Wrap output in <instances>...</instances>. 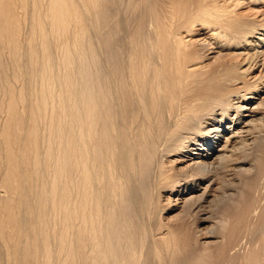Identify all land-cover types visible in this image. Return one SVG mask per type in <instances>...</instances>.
<instances>
[{
  "label": "bare ground",
  "instance_id": "1",
  "mask_svg": "<svg viewBox=\"0 0 264 264\" xmlns=\"http://www.w3.org/2000/svg\"><path fill=\"white\" fill-rule=\"evenodd\" d=\"M263 3L0 0V264H264Z\"/></svg>",
  "mask_w": 264,
  "mask_h": 264
},
{
  "label": "rangeland",
  "instance_id": "2",
  "mask_svg": "<svg viewBox=\"0 0 264 264\" xmlns=\"http://www.w3.org/2000/svg\"><path fill=\"white\" fill-rule=\"evenodd\" d=\"M248 8L253 9L254 10L253 13H257L256 15H259V16L264 15V3L261 6L249 5V6L244 8L246 10V12H248ZM249 77H250L251 81H257V80H261L262 81V80H264L263 79V77H264V67H259V68L257 67V69ZM251 78H255V79H251ZM261 94H262V98L264 99V93H261ZM263 99L262 100L261 99L257 100V103H260L261 101H263ZM249 104H253V103L249 102ZM242 105H246V104H242ZM249 107H251V106H249ZM252 107H254V105ZM249 119L250 118L244 119L243 117H241V120H247L248 121ZM212 128H214L213 125L209 126V129H212ZM214 133L218 134L216 132H214ZM228 134H229V131H227V132L226 131L219 132V135L225 136V137ZM222 138L223 137H221V141H219V143L217 144L216 149L218 148V145H222V144L225 143V141H224L225 139H222ZM184 187L185 186H183V189H184ZM215 187H218V186H215ZM179 198L180 197L174 196L173 200L177 201V202H173L170 205H168L166 203V201H164V204H167V205L164 208L165 211L162 212L161 216H160V219L162 218L163 222L166 223L168 227H171L175 231H177L178 228L184 227L186 219H187V211H186V209H184V202L178 201L177 199H179ZM203 217H206V216H203ZM144 220L147 221V222L148 221H156L155 217L154 218L153 217L152 218L146 217ZM195 222H196L195 226H198L201 229L208 230L209 227H210L206 223H199L198 221H195ZM225 222H227V219H226ZM194 228L195 227H193L191 229V231L187 234V239L188 240L195 241V235H194V232H193ZM182 235L183 234H179V233L174 234V236H176L178 238H181L180 236H182ZM182 239H184V238H182ZM219 241H220V239H219Z\"/></svg>",
  "mask_w": 264,
  "mask_h": 264
}]
</instances>
